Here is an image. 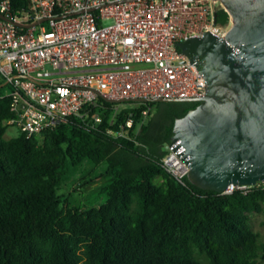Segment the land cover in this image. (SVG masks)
I'll list each match as a JSON object with an SVG mask.
<instances>
[{
  "label": "trees",
  "instance_id": "16d2710c",
  "mask_svg": "<svg viewBox=\"0 0 264 264\" xmlns=\"http://www.w3.org/2000/svg\"><path fill=\"white\" fill-rule=\"evenodd\" d=\"M228 19L216 9L215 24ZM198 103H139L129 138L107 132L106 113L94 126L72 115L40 134L5 138L11 112L0 97V264H264V239L250 222V213L264 215V187L221 193L186 175L181 183L162 166L174 119ZM146 104L156 111L136 129ZM85 159L105 162L108 182L102 203L78 207L57 190Z\"/></svg>",
  "mask_w": 264,
  "mask_h": 264
},
{
  "label": "built area",
  "instance_id": "2783aa9c",
  "mask_svg": "<svg viewBox=\"0 0 264 264\" xmlns=\"http://www.w3.org/2000/svg\"><path fill=\"white\" fill-rule=\"evenodd\" d=\"M219 7L218 0H28L15 10L0 0V76L9 87L0 97L11 112L4 123L29 137L72 115L98 125L106 113L109 134L131 137L134 108L148 101L109 99L203 95L204 78L174 42L207 30L223 36L231 20L214 23ZM150 112L147 104L138 111L136 129ZM161 163L183 183L188 166L168 144ZM252 187L264 180L230 183L221 193Z\"/></svg>",
  "mask_w": 264,
  "mask_h": 264
},
{
  "label": "water",
  "instance_id": "95a60500",
  "mask_svg": "<svg viewBox=\"0 0 264 264\" xmlns=\"http://www.w3.org/2000/svg\"><path fill=\"white\" fill-rule=\"evenodd\" d=\"M229 14L223 36L205 31L174 42L202 75L205 93L122 101H198L176 117L168 145L197 186L222 192L264 180V0H218Z\"/></svg>",
  "mask_w": 264,
  "mask_h": 264
},
{
  "label": "rangeland",
  "instance_id": "374dc122",
  "mask_svg": "<svg viewBox=\"0 0 264 264\" xmlns=\"http://www.w3.org/2000/svg\"><path fill=\"white\" fill-rule=\"evenodd\" d=\"M8 90V85L4 83L0 76V95L5 94ZM150 106L151 113H154L156 111V105L153 104ZM17 133L18 130L14 125H8L3 136L9 138ZM105 170V162L96 164L90 159H85L79 165L71 166L68 169L64 183L59 185L57 191L67 198L70 205L78 207L98 205L105 199V193L102 191V188L108 182V178L104 174ZM250 222L253 230L259 233L260 239H264V215L256 212L250 213ZM259 264L263 263L259 262Z\"/></svg>",
  "mask_w": 264,
  "mask_h": 264
}]
</instances>
